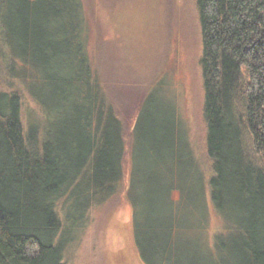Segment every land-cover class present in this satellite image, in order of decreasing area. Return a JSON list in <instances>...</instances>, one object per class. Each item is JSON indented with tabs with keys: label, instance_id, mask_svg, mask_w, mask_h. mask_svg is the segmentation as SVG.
<instances>
[{
	"label": "trees",
	"instance_id": "trees-1",
	"mask_svg": "<svg viewBox=\"0 0 264 264\" xmlns=\"http://www.w3.org/2000/svg\"><path fill=\"white\" fill-rule=\"evenodd\" d=\"M196 11L208 195L234 221L242 264H264V0H196ZM86 23L83 0H0L8 76L26 82L42 71L53 97L43 105L65 113L51 132L47 115L25 126L20 92L0 90V264H67L92 206L121 193L126 154L130 182L143 185L136 162L144 157L171 165L167 179L175 181L180 123L149 120L148 91L127 148L125 122L91 67ZM175 204L162 212L172 222Z\"/></svg>",
	"mask_w": 264,
	"mask_h": 264
},
{
	"label": "rangeland",
	"instance_id": "rangeland-1",
	"mask_svg": "<svg viewBox=\"0 0 264 264\" xmlns=\"http://www.w3.org/2000/svg\"><path fill=\"white\" fill-rule=\"evenodd\" d=\"M83 1L91 67L101 76L108 98L125 122L127 148L130 126L142 99L151 90L149 120L159 118L176 126L180 123L182 141L175 168L170 172L175 174L173 185L167 179L172 166H165V162L155 165L148 157L136 162L143 185H137L135 179L130 182L131 162L126 154L121 193L107 205L92 206L85 225L67 246L66 263L242 264L233 251L238 235L234 221L218 210L207 191L211 161L206 154L202 117L204 94L196 0ZM5 51L0 39V90L20 92L25 126L47 115L45 128L51 132L65 113L52 107L56 103L43 105L44 99H53L42 79L43 72L35 69L26 82L9 77L4 66ZM165 191L168 194L163 203ZM132 199L137 204L131 206ZM174 204L178 215L172 222L168 212H162L164 205L167 211V206Z\"/></svg>",
	"mask_w": 264,
	"mask_h": 264
}]
</instances>
